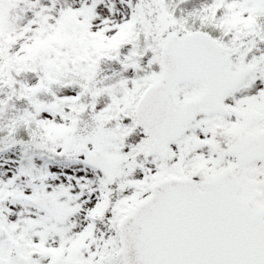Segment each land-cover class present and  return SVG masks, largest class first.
<instances>
[{"label":"snow or ice","instance_id":"obj_1","mask_svg":"<svg viewBox=\"0 0 264 264\" xmlns=\"http://www.w3.org/2000/svg\"><path fill=\"white\" fill-rule=\"evenodd\" d=\"M0 264H264V0H0Z\"/></svg>","mask_w":264,"mask_h":264}]
</instances>
